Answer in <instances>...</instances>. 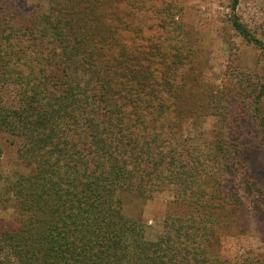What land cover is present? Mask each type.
<instances>
[{"label": "trees", "instance_id": "1", "mask_svg": "<svg viewBox=\"0 0 264 264\" xmlns=\"http://www.w3.org/2000/svg\"><path fill=\"white\" fill-rule=\"evenodd\" d=\"M42 1L0 0V205L16 216L0 226V264H264L222 254L249 211L240 190L264 195L240 121L248 98L264 148V73L227 93L206 85L171 0ZM238 4L231 24L264 56ZM208 114L213 136L187 132ZM165 190L159 230L126 212Z\"/></svg>", "mask_w": 264, "mask_h": 264}, {"label": "rangeland", "instance_id": "2", "mask_svg": "<svg viewBox=\"0 0 264 264\" xmlns=\"http://www.w3.org/2000/svg\"><path fill=\"white\" fill-rule=\"evenodd\" d=\"M36 9L42 0H18ZM44 1V0H43ZM42 1V2H43ZM175 5L170 8L175 19L180 21L175 34L186 50H201L199 60L204 71L206 85L218 87L226 92L230 88L246 87L249 78L252 82L259 79L264 73V56L260 50L245 42L234 30L231 24L233 12L230 8L231 0H171ZM235 13L247 24L251 31L264 40V0H239ZM198 60V59H197ZM243 76V77H241ZM214 85V86H213ZM216 85V86H215ZM264 108V97L261 102ZM240 107L248 111L241 120L243 123V143L246 152H250L251 172L259 175L260 187L264 191V148L261 135L252 114L248 98ZM218 117L208 114L200 118L190 119L187 123V132L197 134L200 131L208 137L213 136ZM3 147L4 169H16V140L9 135H1ZM240 194L249 208L244 211V218H239L244 226L224 230L222 254L230 259L239 260L259 252L264 253V195L245 193ZM171 190L159 191L146 200L132 199L126 204V212L142 219L152 227V231L162 227L167 211V205L173 198ZM15 210L10 206L0 205V226L16 220ZM241 214V213H240ZM243 214V213H242ZM246 220V224L243 221Z\"/></svg>", "mask_w": 264, "mask_h": 264}]
</instances>
